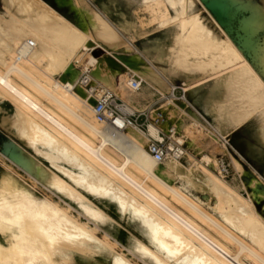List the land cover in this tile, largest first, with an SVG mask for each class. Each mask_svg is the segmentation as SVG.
<instances>
[{"label":"bare ground","instance_id":"1","mask_svg":"<svg viewBox=\"0 0 264 264\" xmlns=\"http://www.w3.org/2000/svg\"><path fill=\"white\" fill-rule=\"evenodd\" d=\"M73 2L76 23L43 0L5 1L9 12L0 16V99L14 103L12 125L37 156L21 153L11 161L22 165L42 187L72 202L87 221H79L49 196H37L34 186L4 163L0 236L6 244L0 242V264H66L74 253L104 252L111 255V264H137L115 251L107 234L97 236L100 224L109 220L90 197L139 221L149 245L136 241L132 251L146 264H264V219L250 199L188 155L184 158L189 165H184L180 158L186 153L179 146L162 160L148 151L153 139H163L160 130L170 137L168 146L173 150L182 140L197 144L207 127L200 118L188 116V100L165 97L172 85L137 52L132 53L131 44L102 16L87 11L85 0ZM167 2L175 9L174 16ZM178 3L137 1L131 21L121 19L119 28L134 42L154 29L175 27L171 44L155 43L146 49L164 62L160 71L169 78L189 75L180 65L182 50L201 62L208 56L221 58L213 72L183 84L196 102L201 90L207 96V88L218 87L219 80L228 90H240L246 76V104L258 103L264 93L261 76L227 37L219 39L203 24L200 12L188 13L187 6L177 8ZM110 50L127 54L117 56ZM85 70H89L87 84L81 81ZM117 72L132 74L140 84L145 81L166 100L149 111L147 133L121 116L115 117V124L96 117L94 105L104 95L121 97L123 103L117 106L124 113L137 111L130 92L116 85ZM135 77L127 80L131 90L141 87L131 86ZM224 148L216 147L220 152ZM203 158L216 167L214 153ZM230 158L241 171L239 161L231 154ZM187 188L203 193V198L194 197ZM210 197L214 203L207 211L204 200Z\"/></svg>","mask_w":264,"mask_h":264},{"label":"rangeland","instance_id":"2","mask_svg":"<svg viewBox=\"0 0 264 264\" xmlns=\"http://www.w3.org/2000/svg\"><path fill=\"white\" fill-rule=\"evenodd\" d=\"M5 1L6 0H0V16H6L9 12V9L6 7ZM43 1H45L50 7L64 16L66 19L73 23H76L73 0ZM137 1L143 0H85V2L88 4L87 11L93 10L100 16H102L106 20V22L117 31L118 35L124 41L131 44L134 49L132 50V53L137 52L145 62L154 67L157 73L160 74V77L168 84L175 83L181 85L182 83H191L194 80L200 79L204 74L206 75L213 72L218 63L222 61L221 58L214 59L211 56H208L203 58L202 60L204 61L201 62L199 60V57H189V51L182 50V54L180 53V57L182 58L180 59V61H182L180 62V65L182 67L186 66V70L189 72V75H182L172 78L166 76L163 72L160 71L161 67H166L164 62L162 63L161 61L155 59L152 53L148 52V54L146 49L152 47L155 43L171 44L170 33L172 29H175V27H160L154 29L144 38L138 39L134 42L131 41L128 35L119 28V22H122L124 19L127 21H131L132 10L135 8ZM167 5L171 15L174 16L175 9L169 5V2H167ZM181 5H185V7L187 6L186 9L188 13L197 11L200 12V17L203 24L211 31H214L213 33L219 39L223 40L227 37L264 81V0H180V3H178L176 7L179 8ZM6 10H8V12ZM11 10H14V8L11 7ZM96 51L98 56L102 55L99 49H96ZM110 52L114 54L116 53L115 55L117 56H125L127 54V52L122 50H110ZM209 62L212 63L210 64ZM201 74L203 75L201 76ZM217 74L218 73H216V75ZM59 75V73H56L55 77L58 78ZM128 77L131 78L135 76L126 72H117L115 74V81L118 87L125 89L126 92H130L129 94H127L131 97V101L136 110L139 111L141 108H143V106H146L148 104V100L153 98L151 105L146 106L147 108L141 111L140 115L137 117V123L139 127L147 133V125L151 122L149 118V111L164 103L166 100L162 97V94L158 90L150 87L145 81L141 82V87H139L138 89L131 90L132 88L127 84ZM220 78L221 77L219 76V79ZM221 81L223 80H219L217 82L218 87L214 88L210 86L207 88V96H209L207 101L209 102V105L215 108L217 116L220 117L219 120H215L212 124L214 129H216V131L218 132L216 133V131H214V133L210 125L204 123L207 129L205 130V133L202 137L197 138V144L193 146L189 145V143H186L185 140L180 141L183 142L187 150L186 151L184 149L186 155L180 158V160L182 163L184 162V165L188 166L189 162L186 158H184L188 155L198 163L200 162V165L206 167L209 171L222 179L242 198L250 199L255 211L264 219V175L258 174L252 170L248 162L245 161L244 158H242L236 152L237 150L230 140L229 130L222 129L224 117H228L226 119L234 126L242 122L244 119L248 120L249 118H254V121L257 123V127L259 129V139L261 143L264 144V118L262 119L264 115V103H262L264 102V93H262V97L258 99V103L254 101V103L251 105L246 104V76L243 79V87L239 86L240 90H237L236 88H231L230 90H228L226 89V86L221 83ZM112 94L115 93L113 92ZM159 97L163 99L160 100ZM118 98V101H121V103H123V99L119 96ZM183 98H186L188 100L189 103L187 105V108H190L192 103L191 101H194V93L192 91H186V94ZM187 108L185 109V111L187 112L189 117L200 118L202 122H205L197 112L189 114ZM198 110L203 114L200 109ZM261 113H263V115ZM14 114V103H12V101L10 100L0 99V172L2 173L3 165L4 163H6L7 165L12 167V169L16 172L20 179H24L27 183L34 186V192L37 196H49L59 205L68 208L69 213L78 218L79 221H87V219L82 214L78 213L75 205L72 202L66 200L63 196L57 193H53L42 187L39 182L30 178V175L25 171L22 165L11 161V159L14 160L15 156L21 153L26 156L30 154L35 156L34 152L17 135V131L12 125V121L15 119ZM246 114L247 116H250L247 117ZM205 117L210 121V118H208L206 115ZM239 117L241 119H239ZM179 127L180 126H178V128ZM159 132L160 134L163 133L165 135H168L163 130H160ZM221 137H227L230 146H228L227 150L220 152V150L218 151L216 147L219 146L220 148H224V142L221 140ZM211 139L212 143L210 141ZM172 140L173 142H176L174 139ZM258 150L259 149L257 148V151ZM254 151H252V154L254 153ZM246 152L249 153L247 149ZM210 153H214L215 160L217 155L224 154V157H226L230 161V175L228 177H221L211 168V166L213 167V165L205 163L206 161L203 156L209 155ZM230 154L234 156L241 164V171H239L234 166L230 158ZM42 163L46 164L43 161ZM187 190H190L189 193L194 197L203 198V193L196 192L195 190L189 188H187ZM89 199L92 203H94L96 207L103 211V213L105 214V219L109 220L108 222L100 224V227L97 230V236L102 238V236L107 234L109 241L115 243V251L123 253L127 258L137 264H146L137 253L132 251V245L136 241H141L149 245L139 221L133 217L129 219V217L131 216L127 215V213H122L123 215L120 214L117 211L115 205L111 203L98 201L91 197ZM205 201L206 200H204L203 206L207 211H210L209 206L213 205L214 199L213 197H210L209 200H207L206 202ZM68 206H71L72 208H69ZM89 225L93 227L92 222H89ZM203 227L208 230L206 226ZM214 235L219 238V235L215 233ZM0 242L2 244H6V240L1 236ZM230 246L233 247L232 245ZM66 264H111V255L107 252L95 253L92 255L74 253L73 257Z\"/></svg>","mask_w":264,"mask_h":264},{"label":"built area","instance_id":"3","mask_svg":"<svg viewBox=\"0 0 264 264\" xmlns=\"http://www.w3.org/2000/svg\"><path fill=\"white\" fill-rule=\"evenodd\" d=\"M88 80H89V70H85L81 74V81L84 84H87ZM171 84H173L171 87V90L165 95V97L168 96V97L179 98V99L183 98L184 95L186 94L185 90H183V87H182L183 83L181 85H178L175 83H171ZM140 85H141L140 82L136 78L132 79V83H131L132 87L137 88ZM87 87L89 86L87 85ZM163 98L159 97L160 100H162ZM120 103L121 101H118V98H115L114 96L104 95L102 97H99L94 105V111H95L97 119L100 121L108 120L115 124V117L121 116L125 119L126 122H130V123L138 125L137 117L140 115L141 111L137 110L132 114L124 113L121 110V108L117 106ZM109 116H113L114 118L110 119ZM161 135L163 138L161 141L153 139L150 147H148V151L153 155V157L156 160H162L165 157L172 156L173 153L177 151L178 149L177 146L186 150V147L182 142H180L179 145L173 143L174 144V150H173L172 148L168 146V144L172 142L170 137L163 133H161ZM221 140L224 142L226 149H228V146H230L228 138L221 137ZM216 160H217V163L215 165L216 167L214 168L211 166V168L215 172H217V174H219L221 177L223 178L228 177L230 175V161L226 157H224V154L217 155Z\"/></svg>","mask_w":264,"mask_h":264},{"label":"crops","instance_id":"4","mask_svg":"<svg viewBox=\"0 0 264 264\" xmlns=\"http://www.w3.org/2000/svg\"><path fill=\"white\" fill-rule=\"evenodd\" d=\"M205 97H206L205 91L201 90L200 95L198 97L200 98L199 100L201 102L200 101L196 102L195 100L194 101L192 100L191 107L190 108L188 107L187 111L189 114H193L197 112L205 121L203 122V124L206 123L207 125H210L212 131L214 132L216 131V129H214L212 124L214 123L215 118L217 117V112L211 105H209V102H207L208 104L205 103V99H206ZM152 100L153 98L148 100L147 101L148 104L146 106L148 105L150 106ZM198 109H200L204 115ZM205 115L208 118H210V121L206 119ZM226 118L224 117L222 129L229 130L230 140L233 146L235 147V149L237 150L236 152L242 158H244L245 161L248 162V164L250 165L253 171H255L258 174L264 175V144H262L259 139V129L257 127V123L254 121V118H249L248 120L245 119L235 126L232 125ZM217 132L218 131H216V133ZM257 148L260 151L259 150L257 151ZM246 149L248 150L249 153L246 152ZM252 151H254L253 154Z\"/></svg>","mask_w":264,"mask_h":264}]
</instances>
